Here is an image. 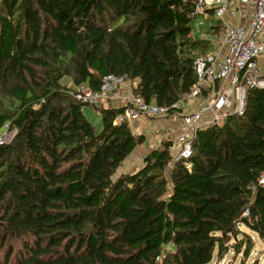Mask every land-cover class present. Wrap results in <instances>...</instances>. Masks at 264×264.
<instances>
[{"label": "trees", "instance_id": "16d2710c", "mask_svg": "<svg viewBox=\"0 0 264 264\" xmlns=\"http://www.w3.org/2000/svg\"><path fill=\"white\" fill-rule=\"evenodd\" d=\"M197 1L0 0V129L15 131L0 143V264H208L239 223L264 238V89L199 129L188 160L161 139L115 178L146 135L114 124L123 105L76 97L114 74L148 103L180 101L224 33L213 10L192 15Z\"/></svg>", "mask_w": 264, "mask_h": 264}, {"label": "built area", "instance_id": "2783aa9c", "mask_svg": "<svg viewBox=\"0 0 264 264\" xmlns=\"http://www.w3.org/2000/svg\"><path fill=\"white\" fill-rule=\"evenodd\" d=\"M210 10L224 26L222 48L196 56L193 68L197 81L191 90L171 106L148 103L132 94L126 98L124 110L114 119V124H128L137 130L133 131L136 134L146 133L142 130L144 122L154 126L155 120L165 119L170 126L169 133L174 132L169 135V141L175 160H188L192 156L199 129L219 124L230 115L242 114L248 88L264 89V0H198L192 15L199 14L204 20ZM126 82L130 81L125 76L108 74L103 78L101 91L80 85L76 97L83 104L100 108L108 105L114 90ZM5 135L0 136V143L9 141ZM258 184H264V170ZM256 187V184L250 186L253 191ZM247 214L248 210L244 215Z\"/></svg>", "mask_w": 264, "mask_h": 264}, {"label": "rangeland", "instance_id": "374dc122", "mask_svg": "<svg viewBox=\"0 0 264 264\" xmlns=\"http://www.w3.org/2000/svg\"><path fill=\"white\" fill-rule=\"evenodd\" d=\"M210 14V13H209ZM197 19H193L192 25L195 26V22ZM199 21V20H198ZM222 37V33L220 37H215L212 41L213 45L220 43ZM261 61V59H260ZM69 76H65L62 80L63 83H67L70 81ZM117 89V88H116ZM116 89L114 91H116ZM126 101V100H125ZM88 107V106H87ZM100 115V114H98ZM88 116V115H87ZM89 118H92L88 116ZM94 120V126H96V130H102V120L99 116H97ZM144 127L142 130L147 131L148 136L150 139H146L145 144H140L136 148V150L131 153L122 163V165L116 170L114 178L121 175V173H132L140 169L144 164V157L149 151L151 147L158 146L154 141H167L169 139V130L170 126L166 124L165 119L155 120L154 126H151L150 122H144ZM133 131L137 132V130ZM15 131H8L4 127L0 129V136L5 135V137L10 140L13 136ZM168 133V134H167ZM147 138V137H146ZM158 141V143H159ZM160 144V143H159ZM146 145V146H144ZM238 229L240 230V235L237 236V239L231 238L228 244V248L223 253L222 257L219 258L217 254V250L214 253L213 260L208 264H264V238H261L258 233L250 229L249 227L245 226L243 223H239ZM243 234L249 235L250 240L245 241ZM243 238V240H242ZM240 241L243 242V246L240 250H236L235 246L236 242L239 243ZM248 242V243H246ZM250 244L251 251L248 256L244 254V251L247 245Z\"/></svg>", "mask_w": 264, "mask_h": 264}, {"label": "crops", "instance_id": "0c3cea01", "mask_svg": "<svg viewBox=\"0 0 264 264\" xmlns=\"http://www.w3.org/2000/svg\"><path fill=\"white\" fill-rule=\"evenodd\" d=\"M197 21H198V20H196L195 23H196ZM199 21H200V20H199ZM205 36H206V35H205ZM213 39H214V38H213ZM215 39H216V38H215ZM221 48H222V46H221L220 43L214 45V50L221 49ZM136 84H137L136 81H134L133 83H131V82H126V83L120 85V86L116 89V91H114V92L112 93L111 98H110V100L108 101V106H116V107H117V106H122V105H124L126 98L133 94V87H134ZM85 113H86L88 116L92 117V118H90V119H92V120H93V119H96L97 116H99L98 114L95 113V111L92 110L91 107H86V108H85ZM99 117H100V116H99ZM137 124H140V123H137ZM141 124H143V123H141ZM155 125H156V124H155ZM143 131H145V130H143ZM135 134H136V133H135ZM167 134H168V133H167ZM171 134H174V132H171L170 135H171ZM144 135H146V137H147L146 139H148V140L150 139V136H148L147 131H146V133H145ZM158 141H159V140H158ZM158 141L155 140L154 143H156V144L158 145V144H159ZM144 144H145V142H144ZM144 146H146V145H144Z\"/></svg>", "mask_w": 264, "mask_h": 264}, {"label": "water", "instance_id": "95a60500", "mask_svg": "<svg viewBox=\"0 0 264 264\" xmlns=\"http://www.w3.org/2000/svg\"><path fill=\"white\" fill-rule=\"evenodd\" d=\"M224 235H225V233H224Z\"/></svg>", "mask_w": 264, "mask_h": 264}, {"label": "bare ground", "instance_id": "6f19581e", "mask_svg": "<svg viewBox=\"0 0 264 264\" xmlns=\"http://www.w3.org/2000/svg\"><path fill=\"white\" fill-rule=\"evenodd\" d=\"M197 3V2H196Z\"/></svg>", "mask_w": 264, "mask_h": 264}, {"label": "clouds", "instance_id": "9594fccd", "mask_svg": "<svg viewBox=\"0 0 264 264\" xmlns=\"http://www.w3.org/2000/svg\"><path fill=\"white\" fill-rule=\"evenodd\" d=\"M133 131V130H132Z\"/></svg>", "mask_w": 264, "mask_h": 264}]
</instances>
